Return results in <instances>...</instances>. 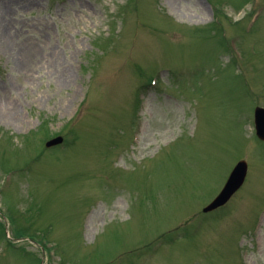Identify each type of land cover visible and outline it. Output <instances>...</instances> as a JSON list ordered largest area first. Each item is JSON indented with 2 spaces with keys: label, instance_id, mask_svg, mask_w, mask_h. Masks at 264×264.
Listing matches in <instances>:
<instances>
[{
  "label": "rangeland",
  "instance_id": "rangeland-1",
  "mask_svg": "<svg viewBox=\"0 0 264 264\" xmlns=\"http://www.w3.org/2000/svg\"><path fill=\"white\" fill-rule=\"evenodd\" d=\"M256 106L264 0H0V264H264Z\"/></svg>",
  "mask_w": 264,
  "mask_h": 264
},
{
  "label": "water",
  "instance_id": "water-1",
  "mask_svg": "<svg viewBox=\"0 0 264 264\" xmlns=\"http://www.w3.org/2000/svg\"><path fill=\"white\" fill-rule=\"evenodd\" d=\"M255 126L256 134L259 138L264 139V109L257 107L255 109ZM62 141L61 136L47 141L46 145L51 146L58 144ZM247 171V163L244 160L239 161L236 166L231 171L225 185L219 192V194L203 208V211L213 210L221 205H223L230 196L240 187Z\"/></svg>",
  "mask_w": 264,
  "mask_h": 264
},
{
  "label": "bare ground",
  "instance_id": "bare-ground-1",
  "mask_svg": "<svg viewBox=\"0 0 264 264\" xmlns=\"http://www.w3.org/2000/svg\"><path fill=\"white\" fill-rule=\"evenodd\" d=\"M180 21H182L181 19H179Z\"/></svg>",
  "mask_w": 264,
  "mask_h": 264
}]
</instances>
